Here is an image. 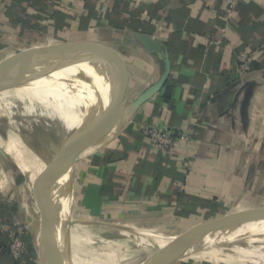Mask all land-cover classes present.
<instances>
[{"label": "crops", "instance_id": "0c3cea01", "mask_svg": "<svg viewBox=\"0 0 264 264\" xmlns=\"http://www.w3.org/2000/svg\"><path fill=\"white\" fill-rule=\"evenodd\" d=\"M12 3L0 0L1 49L75 46L96 66L57 62L68 75L79 121L90 113L68 185V220L76 206L78 221L96 228L103 241L150 248L190 230L195 218L264 214V0H244L230 19L204 0H22L17 10ZM132 32L167 50L170 100L163 88L100 136L163 69ZM238 48L253 57L252 71L240 79ZM148 125L192 136L190 146L178 143L190 171L150 146L142 132ZM0 177V221L25 228L31 264H43L42 201L38 196L36 210L26 215L30 193ZM0 264L27 263L0 257Z\"/></svg>", "mask_w": 264, "mask_h": 264}, {"label": "water", "instance_id": "95a60500", "mask_svg": "<svg viewBox=\"0 0 264 264\" xmlns=\"http://www.w3.org/2000/svg\"><path fill=\"white\" fill-rule=\"evenodd\" d=\"M132 35L143 50L162 62L163 69L160 77L154 84L146 88V90L140 93L126 107L121 106L119 108L111 120L104 125L100 132V136L114 129L125 117H130L141 105L158 94L164 88L170 75L171 64L167 50L154 37L148 34L143 32H132ZM57 47L58 46H56V48ZM79 51V48L68 45L63 47V49H53L50 47L23 51L19 54L12 55L0 61V83L8 70L12 69L17 73L25 74L39 67L42 63L50 61H58L70 65L87 64L89 66L91 65L95 70L96 66L90 58L80 54ZM91 81L93 80H90V82ZM1 86L6 87L7 84H0V87ZM89 115L90 113L88 112L83 122H80L77 128L69 131L65 148L63 147L61 155L57 158L56 164H54L55 166L52 172L54 179L52 188L48 192L47 197L44 198L42 193H37L42 201L41 257L43 264H58L56 258L58 204L60 198L63 196L62 193L66 192V187L63 188L62 191L64 181L67 177H71L77 156L88 139ZM0 154L4 155V152L0 150ZM252 229H264V214H249L241 217L229 216L220 220L211 221L204 225L195 226L172 238L165 246L156 250L151 256L138 264H174L182 258L180 255L187 246L205 236L217 233L244 232Z\"/></svg>", "mask_w": 264, "mask_h": 264}, {"label": "rangeland", "instance_id": "374dc122", "mask_svg": "<svg viewBox=\"0 0 264 264\" xmlns=\"http://www.w3.org/2000/svg\"><path fill=\"white\" fill-rule=\"evenodd\" d=\"M9 45L10 46L6 47L5 49L0 48V61L12 55L23 52L22 49L25 48L24 46H19L17 44ZM63 47L65 46H58L57 48L53 46L51 48L63 49ZM30 80L31 79L29 78H20L18 80H14L13 85L11 86H1L0 93H6L5 91L10 90L11 88V93L15 94L18 93V90L20 89H39V86L36 85L37 81L33 80L35 84L31 85L27 83ZM2 103H6V99H2ZM7 103L10 104L9 108L6 109L10 117L6 116L5 114L3 116L0 115V150L4 152L3 156L5 157H0V173L1 176H3V179L4 177L8 176V182H13L14 184L15 181L18 182L17 191L20 194H22V189L30 193L28 197V199H30L29 204H27L24 209L26 215H31L30 210H36L35 207L37 205L36 203L38 199L37 193H42L43 197L46 198L48 192L52 187L50 188V190L43 192H39L31 188V184L29 183L30 179H28V176L31 172L22 174V172H20V170L17 168L13 157L6 153V147L9 144L12 145L13 148L17 152H19V154L23 155L27 163H31L33 158H38L51 170L52 173L55 166L54 164H56L57 158L61 155L65 143L64 141L67 139L66 129L58 120L51 119V121L57 122V127L53 128L48 124L46 118L25 114L22 108L23 105L20 104L17 100H14L12 102L8 101ZM71 210V217L68 222H66L65 228L63 227L62 229V231L64 230V233H61L62 247L64 252L66 253L68 260L74 258H84L86 260L101 264L102 262L100 261V257H98L97 253L104 250L114 251L119 258L120 264H138L142 262L141 260L144 257H149L156 250L162 248L157 246V244H153L152 247L147 248L146 246H141L140 244H138V242H134L133 244L130 242H105L100 236L97 235L96 228L86 226L81 221H78L79 218H82V215L80 213V210L76 206L72 207ZM206 223H209V219L204 220V218L202 217V219L195 218V222H191V225L195 224L196 226H200ZM215 250L216 249L208 251L202 250L203 252L200 251L190 257L180 258L174 264H215L211 259L214 258L215 260L217 257L228 258L235 262H239L242 259L239 255L229 257L223 256L220 255L219 250ZM257 263L258 262L255 260L246 259V262L244 264Z\"/></svg>", "mask_w": 264, "mask_h": 264}, {"label": "bare ground", "instance_id": "6f19581e", "mask_svg": "<svg viewBox=\"0 0 264 264\" xmlns=\"http://www.w3.org/2000/svg\"><path fill=\"white\" fill-rule=\"evenodd\" d=\"M57 62L58 61H50L42 63L39 67L25 74L17 73L12 69L8 70L2 78L0 84H7V86H11L13 85L14 80L29 78L31 80L27 83L33 85L35 84L33 80H35L38 82H36V85L39 86V89H20L18 90L19 92L15 94L11 93V88L10 90H6V93H0V115L3 116L5 114L10 117L9 113L6 111L10 105L7 102L17 100L23 105L22 108L25 114L46 118L48 124L53 128L57 127V122L51 121V119L60 121L66 129L68 139L69 131L77 128L80 121L78 118V109L74 101L72 87L69 84L68 75L60 66L57 65ZM2 99H6V103H2ZM69 100L74 104V113L72 112V106ZM67 139L64 141V148ZM6 153L13 157L17 168L20 172H22V174L31 172L28 176L31 188L39 192L50 190L54 176H52L51 170L38 158H33L31 163H27L23 155L19 154V152H17L10 144L6 147ZM70 179L71 177H67L64 181L62 191L63 188L66 187V192L62 193L63 196L61 195L62 198H60L58 204L59 208L57 211L56 222L57 262L58 264H98L84 258H74L68 260L62 247L61 233H64V230L62 231V229L63 227L65 228V224L68 222V209L71 199V195L68 193V184ZM214 249L219 250L220 255L223 256L229 257L239 255L242 258L239 262H235L224 257H217L215 260L214 258L211 259L215 264H244L246 259L255 260L258 262L257 264H264V229H252L244 232L217 233L205 236L187 246L180 256L182 258H187L202 250L208 251ZM97 255L100 257V261L102 262L101 264H120L119 258L114 251L103 250L97 253Z\"/></svg>", "mask_w": 264, "mask_h": 264}, {"label": "built area", "instance_id": "2783aa9c", "mask_svg": "<svg viewBox=\"0 0 264 264\" xmlns=\"http://www.w3.org/2000/svg\"><path fill=\"white\" fill-rule=\"evenodd\" d=\"M212 4L223 14L226 19H230L236 8L244 0H204ZM213 7V8H214ZM222 8V9H221ZM236 76L243 78L253 69L252 53L238 48L235 50ZM142 132L149 142L150 146L164 154L167 159L178 162L185 171L191 170V159L178 151V143L181 142L184 147L193 143L192 136L186 133H176L173 129L160 127L157 125H148L142 127ZM25 228L12 229L0 221V234H7L10 237L8 244V253L14 261L23 260L26 254L25 242L23 240Z\"/></svg>", "mask_w": 264, "mask_h": 264}, {"label": "trees", "instance_id": "16d2710c", "mask_svg": "<svg viewBox=\"0 0 264 264\" xmlns=\"http://www.w3.org/2000/svg\"><path fill=\"white\" fill-rule=\"evenodd\" d=\"M19 1H22V0H12V5L17 6V8L15 10L18 9V3ZM27 2H31V0H25ZM12 8H14L12 6ZM30 18L32 17H27V21H24V23H28V21L30 20ZM170 96H171V93H170V90H168V88H164V100L165 101H169L170 100ZM217 210V209H216ZM214 209L211 210V213H214ZM208 215V214H207ZM12 229H18V227L16 226H11ZM9 240V237L4 235V234H0V257L4 258V259H10V255L8 253V242ZM23 240L25 242V247H26V254L23 258V260H21L22 262H25V263H32V258H33V252H32V247H31V241H30V236L28 235V233L25 231V234H24V237H23ZM17 262V261H16Z\"/></svg>", "mask_w": 264, "mask_h": 264}]
</instances>
